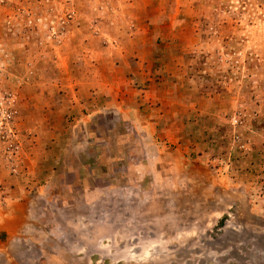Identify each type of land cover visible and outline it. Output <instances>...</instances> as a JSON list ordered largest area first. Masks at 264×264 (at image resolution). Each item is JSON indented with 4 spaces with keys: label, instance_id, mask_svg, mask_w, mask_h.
Masks as SVG:
<instances>
[{
    "label": "rangeland",
    "instance_id": "374dc122",
    "mask_svg": "<svg viewBox=\"0 0 264 264\" xmlns=\"http://www.w3.org/2000/svg\"><path fill=\"white\" fill-rule=\"evenodd\" d=\"M0 264H264V0H0Z\"/></svg>",
    "mask_w": 264,
    "mask_h": 264
}]
</instances>
